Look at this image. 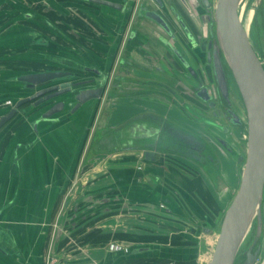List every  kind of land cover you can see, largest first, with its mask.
I'll use <instances>...</instances> for the list:
<instances>
[{"label": "crops", "instance_id": "crops-1", "mask_svg": "<svg viewBox=\"0 0 264 264\" xmlns=\"http://www.w3.org/2000/svg\"><path fill=\"white\" fill-rule=\"evenodd\" d=\"M109 1L121 3L124 8L119 10L92 0H0L1 118L7 115L19 100L37 91L30 89L28 81L24 79L29 74L49 71L69 72L70 80L73 81L77 78L92 76L85 71V66H92L94 62L106 60L109 47L113 45V40L119 35L122 25L128 20L130 2L134 0ZM169 1V4L175 8V14L180 15L183 23L191 31L193 30L195 35L201 27L206 31L205 9L202 10L203 7L197 3V0ZM137 3L138 0H136ZM146 20L148 19H143L145 26L139 27V39H143L145 33H149L146 53L152 57H150L151 62L156 63L158 67L135 72V75L170 85L180 90L186 98L190 95V91L185 89L179 79L178 74L181 72L179 62L165 45L166 42L171 43L173 39L161 28L153 27ZM172 24L171 26L174 27L175 23ZM153 28L155 31L152 30ZM101 65L102 63L99 64ZM67 78L64 76L61 80ZM38 87L42 89L45 86ZM142 88L141 85H132L130 88L121 89L129 93L133 90V94L117 101L116 115L111 116L109 123L116 124L137 112L148 109L161 113L175 122H177L176 119L180 120L181 113L179 114L168 99L156 94H140ZM154 88L159 87L154 86ZM8 101H11V104ZM51 104L52 102H48L34 108L26 104L16 116L0 127V264H113L115 259L112 258L106 246L107 241L112 239L111 229L103 232L100 239L99 233L91 235V241L92 236L98 237L91 246V260L84 261L81 257L66 259L61 256L62 240L56 254L53 258L51 256L50 238L53 233H57L53 230L52 224L59 218L62 206L67 199L70 182L78 173L83 158L86 157V147L97 134V125L102 115L101 106L94 98L75 113L68 115L70 108L66 106L63 111L44 118L43 114ZM136 152L140 153L141 150L122 152L118 161L108 165L109 174L115 168L134 167L135 164L128 161L127 157L137 154ZM216 152L219 155L220 172L213 177L214 181L204 167L206 162L192 161L170 154H161L157 162L167 159L176 173L180 168L185 171L190 170L193 177L190 173L189 176L191 179H197L200 185H187L186 189L198 203L197 197L204 200L207 194V197L212 199L210 205L213 207L211 214L205 211L206 215L216 214L218 217L221 211L217 213V209L227 204L228 199L231 200L237 185L240 184L242 169L231 157L223 156L222 151L216 149ZM168 173L171 174L170 170ZM129 177V182L134 181L132 174ZM141 180L146 182L149 176ZM178 180L179 178L176 179ZM181 181L183 177L178 182ZM109 184L106 183L102 187L108 186L106 188H109L108 191L112 194L113 190L110 189ZM137 186L145 190L143 185L124 186L129 188L128 191L132 194L128 204L136 207L133 211L143 210V206L146 207V204H149L145 195L135 193L134 189ZM182 186L185 187V185ZM102 187L88 189L85 195L89 197L86 199L84 196L81 199L96 205V212L91 216L92 222L93 220L99 222L100 216L104 215L101 212L107 213L112 207V202H103L102 207L92 202L93 195L98 196L97 191L99 192ZM169 189L174 201L170 202L163 195L158 201L167 208L172 207L173 214L168 212L167 214L179 221L182 219L180 214L181 216L184 214L182 210L184 204L176 191L174 192L170 187ZM187 203L199 217H193V219L197 223L198 220L205 223V219L190 202L187 201ZM78 206L82 207V202ZM177 214L179 217L176 216ZM214 216L210 219L214 220ZM83 218L85 217L82 216L80 219L79 215L74 219L77 221L76 224H80L75 230L76 233L85 228ZM107 221L108 226L115 227L114 221ZM215 221H217L216 218ZM160 243L154 244L166 245L162 241ZM169 246L178 248L174 245ZM191 257L188 260L194 258ZM147 259L139 258L118 264H149Z\"/></svg>", "mask_w": 264, "mask_h": 264}, {"label": "water", "instance_id": "water-1", "mask_svg": "<svg viewBox=\"0 0 264 264\" xmlns=\"http://www.w3.org/2000/svg\"><path fill=\"white\" fill-rule=\"evenodd\" d=\"M92 1L119 10L124 8L123 4L109 0ZM243 1L245 0H197V3L201 2L209 8L207 23H210L211 40H213V42L210 41V46L213 47L214 76L220 92L231 105L228 78L221 59L222 54L233 74L246 108L247 130L246 136L239 141L241 145L240 151L235 144L229 140L227 141L226 138L209 127V125H213L211 119L205 115L202 109L193 103H189L180 90L178 91L156 80L137 77L133 73L125 71L123 75H117L115 78V83L112 85L114 89L110 91L109 97L105 101V106L97 125V134L92 139V145L85 157L89 167L94 169L103 162L109 165L118 161V156L124 151H145L147 160L150 163L156 161L161 154H170L192 161L206 162L207 166L205 165L204 167L207 168V172L212 176L213 181V177L220 172L219 155H217L216 149L222 151L223 156H229L237 164H242L240 184L235 189L228 206L223 212L218 235L215 238V246H213L212 252L208 256L207 264H235L239 253L250 237L253 224L256 223L258 226L257 235L254 243L249 248L247 259L243 263L255 264L259 250L253 253L252 249L262 233V204L264 199V60L258 52L257 44L258 31L259 29L263 31L264 28V0H255V3H249L250 1L248 0L249 2L246 1L244 3L247 9H253L254 12L249 29L245 27L239 13ZM134 3L135 1L130 2L131 8L135 6ZM169 3V0H139L133 20L135 27L131 37H134L136 42L134 44L139 46L146 45L145 49H148L146 43H148L149 33H145L143 39H139L138 33L139 27L145 26L143 24V19L145 20V18L148 19L146 21L150 22L153 27L161 28L167 35H170L173 41L171 43L166 42L165 45L170 52L181 60L186 71H189V75L183 71L178 75L185 89L187 88L192 93L193 90L198 89L201 79L197 76L193 65L189 63L186 57V50L181 45L175 29L180 32L183 29L186 36L191 40H193L194 36L191 30L183 23L180 15L175 14L174 6ZM249 4H251V7H248ZM172 23H175L174 27L171 26L173 25ZM152 30L155 31L154 28ZM209 57H211V52ZM145 67L146 69L133 67V70L135 72L150 70L148 65ZM66 75H70V73L49 71L25 76L24 79L28 81L29 88L37 91L15 103L11 111L1 118L0 127L16 116L24 105L30 104L34 108L68 92L71 82H65L64 79L61 80ZM132 85L143 86L140 94H156L168 99L171 105L181 111L182 116L202 124V127H187L186 125L189 123L182 125L161 113L150 111V109L137 112L128 119L116 122V124L109 123L111 116L113 114L116 115L117 101L133 94V90L131 94L121 91V89L130 88ZM38 86L45 87L39 89ZM154 86L159 88H154ZM136 93H139V91ZM203 93L204 89L198 92V96L203 101H208L209 96L207 97ZM82 94L79 97L80 102L72 109L73 112L79 109L82 103L100 96V93L97 91L95 93L93 90H88ZM121 96L123 97L120 98ZM62 105L63 103L60 102L49 108L43 114V117H51L62 110ZM229 111L233 116H236L231 108ZM116 117L118 118V115ZM230 118L228 117L230 122L235 124V121ZM237 119L239 120V118ZM239 123L242 124V121ZM215 126L220 127L217 124ZM203 128H207V132ZM136 178L142 179L143 176H136ZM144 186L150 189L149 185ZM213 186L221 187L219 185ZM179 189L187 201L205 219V223L210 224L211 219L206 215L204 208L186 191L182 188ZM217 191L222 192V190ZM107 201H104V203H107ZM211 221L213 222V220ZM214 225L211 223V227ZM109 251L112 258L115 259L113 264L139 258L155 257L186 260L192 256H189L191 249L151 243L133 244L126 247L114 243L109 248ZM262 264H264V261Z\"/></svg>", "mask_w": 264, "mask_h": 264}, {"label": "flooded vegetation", "instance_id": "flooded-vegetation-1", "mask_svg": "<svg viewBox=\"0 0 264 264\" xmlns=\"http://www.w3.org/2000/svg\"><path fill=\"white\" fill-rule=\"evenodd\" d=\"M136 4V0H134ZM199 5H201L202 10L205 9L206 16L208 15L209 8L199 2ZM136 9L135 6L129 10V16L128 20L124 25H122V28L120 29L119 35L117 38L113 40V45L109 47V53L106 57L105 61H101L99 63H92V66H85V71L92 74V76H87L83 78H77L76 81L70 80V75H66L65 77H68L67 79H64L65 82H71L70 90L60 96H57L49 101H46L44 103L52 102L51 107L56 105L57 103H63V108L60 111H63L66 106H69L70 111L69 114L75 113L81 108H83L86 104H89L90 99L86 101L85 103H82V106L77 109L75 112L72 111V109L80 102L79 97L82 96L83 92H86L88 90H93L100 93L99 97H96L95 99L98 101V104L101 106V114L105 106V101L109 97L110 91L114 89L112 87L113 83H115V78L117 75H123L125 71H129L135 75L134 68L139 69H146V65L149 66V69L157 68L158 66L156 63H152L150 57L148 56V53H146L145 46L146 45H136L134 43V37H131V34L133 32V29L135 25L133 24V20L135 17ZM264 24V20H263ZM210 23H207L206 25V31L203 28H200V31H198V34L195 35V32L192 30L193 34V40L189 39L186 36V33L183 29H181L182 32L175 29L180 37V43L186 50V57L189 60V63L193 65L194 69L196 70L197 76L201 79V84L197 87V90H193L192 93L190 92V95H187L186 98L202 109L205 112V115L211 119L213 122V125H209L215 132L226 138V140L232 142L235 144V146L240 151V143L239 141L242 140L246 136V130H247V112L246 108L241 104L240 100H237L236 102L232 99V94H236V90L239 92L238 86L235 82V79L233 77V74L231 70L229 69L225 58L221 54V59L223 66L225 67L227 78H228V85H229V98L231 105L228 103L227 98H225L218 87V84L215 80L214 76V68H213V55L212 50L213 47L210 46L211 40V32H210ZM264 31V28H263ZM259 29L258 31V44L257 49L260 54V56L264 60V32ZM181 34V35H180ZM131 37V38H130ZM184 44V45H183ZM140 50H137V49ZM143 50V51H141ZM145 51V52H144ZM211 52V57H209V53ZM174 55V54H173ZM178 60V64L180 65L179 68H181V71L184 73H187L189 75V71H186L185 67L183 66L181 60L174 56ZM152 58V57H151ZM133 60V61H132ZM99 66V64H101ZM160 68V67H159ZM211 73V74H210ZM170 86V85H169ZM204 89V93L206 96H209L208 101H203L199 96L198 92ZM240 93V92H239ZM85 96V94H84ZM241 96V95H240ZM243 102V101H242ZM43 103V104H44ZM42 105V104H41ZM39 107V106H37ZM232 109L236 116H233L232 113H230L229 109ZM231 117L233 121H235V124L231 123L228 117ZM53 116V115H52ZM51 116V117H52ZM239 118V120L237 119ZM242 121V124L239 123ZM215 124H217L220 127H216ZM222 127V128H221ZM137 153V152H136ZM120 156V155H119ZM118 156V158H119ZM122 158V157H121ZM128 161H130L132 164H135L132 168H115L114 171H110V175L113 179V181L110 182L109 185H111L110 189L115 188L116 185L119 186V191L121 193L122 198H113L110 202L112 204L114 203H122L123 201L127 202L131 199V193H129V188H124V186L127 185H149L150 189L146 188L144 186L143 188L139 189V186L137 188L135 187V193L138 195H145L148 199L147 202L149 204H146L147 206H143V209L141 212L147 213L146 211L156 212V211H167L170 214H173L174 210L172 207H170L168 210L165 208L162 203L158 201L159 197L163 195L164 198L172 202L173 198L171 196V189L173 191H176V194L179 196L180 200L184 204L182 207L183 215L182 219H186L185 214H188L192 217H197V215L194 213V211L191 209L189 204L187 203V199L184 197V195L181 193L179 188H182L184 191H186L189 195L188 189H186L187 185H195L199 184L200 182L197 179H191L193 177V174L191 175V171H185L184 169L180 168L176 171H174L173 167L171 168L170 163L167 159L159 160L156 159V161H151L153 163L148 162L147 160V153L145 151H141L140 153H137L135 155H131L127 157ZM167 163H166V162ZM240 167H242V164H239ZM182 169V170H181ZM170 170L171 174L168 173ZM188 172V173H187ZM190 173V176H189ZM132 174V178L134 181L129 182V176ZM136 176H149V180L144 182L140 181L141 178H136ZM180 183L178 182L180 179H182ZM176 181V179H178ZM119 179V182L117 181ZM193 180V181H192ZM130 183V184H129ZM132 183V184H131ZM124 185V186H123ZM152 187H151V186ZM182 185H185L182 186ZM177 186V187H176ZM185 188V189H184ZM188 188V187H187ZM149 191V192H148ZM124 192V193H123ZM88 197V196H87ZM86 197V199H87ZM206 198L204 200L197 197L199 203L202 205V207L205 209V211L209 212L211 214L212 207L210 203H212V199L210 197H207V194L205 196ZM85 199V201H86ZM96 199V198H95ZM93 199V203L97 202L98 200ZM85 201H82L83 206L88 205ZM120 201V202H119ZM174 201V200H173ZM158 203V204H157ZM263 213H262V233L260 235V238L258 239L257 243L253 246L252 252L255 253L257 250H259L257 259L255 264H262L264 261V199H263ZM77 207L79 208L78 204ZM132 210V209H131ZM179 217V215H176ZM210 216V215H208ZM211 215L210 217L212 218ZM151 219L158 221V216L151 214ZM199 218V217H197ZM215 218L217 219V216H214L213 222L210 220V224H208L209 227H211V223L215 224ZM187 220H190L187 218ZM196 226V225H195ZM198 226V224H197ZM257 224L254 223L253 227L250 232V237L245 244V246L242 248L241 252L239 253L236 263L235 264H243L244 261L247 259V253L249 251V248L254 243L255 237L257 235ZM204 231V230H203ZM124 237V236H122ZM123 239V238H122ZM114 243H118L120 245L124 244L117 240H110L107 241L106 246L109 249ZM126 247V246H125Z\"/></svg>", "mask_w": 264, "mask_h": 264}, {"label": "rangeland", "instance_id": "rangeland-1", "mask_svg": "<svg viewBox=\"0 0 264 264\" xmlns=\"http://www.w3.org/2000/svg\"><path fill=\"white\" fill-rule=\"evenodd\" d=\"M246 1L248 0L243 1V3L241 4L239 13L245 27L249 29L254 12L253 9L246 8L244 4ZM249 1V3H255V0ZM248 7H251V4H249ZM235 90L236 94H232V99L234 102L240 100L243 106L240 93L236 88ZM122 97L123 96H121L120 98ZM188 102L191 103L189 100ZM175 108L178 109L177 107ZM180 112L181 111L179 110V114ZM179 116L180 120H176L182 125L189 123L188 125H186L187 127H202V124L194 122L190 118L188 119L186 117V119L181 114ZM204 131L207 132V128H205ZM91 141L92 139L86 147V155L88 149L92 145ZM83 159V162L78 168V173L74 175L73 179L70 182L67 191V199L62 206L59 218L52 224L53 230L57 231L56 234L53 233L54 236L52 234L53 238H50L49 243L52 258L53 255L56 254L57 247H59L60 244V240H62L63 242L60 245L62 254L61 256L66 257V259L71 257H81L84 261L91 260V246L93 245V241L98 239V237L92 236L93 239L91 241V235H97L96 233H99L100 239L103 235V232H108V230L111 229L112 239H110L117 240L120 243L122 242L124 246L133 244H154L156 242L161 244L160 242L162 241L166 245H174L178 246V248L185 247L186 249H191L192 251H189V256L192 255V257H194L192 260L186 259L183 261L160 257L148 258L147 262L149 264L152 262H161L163 264H207L209 259L208 256H210L213 246H215V238L218 235V228L221 223V217L226 207L228 206L230 199H228L227 204L225 203L217 209V213L218 211L221 212L217 217V221L213 227H209L207 223H202L199 220L197 223L193 219V217L189 216L188 214H185V220L181 219L178 221L169 216L167 214V211L165 210H159L156 212L146 211L147 213L141 212V209L140 211H133V209H135L136 207L132 204L129 205L128 201L112 204L109 212H101V214L104 215L100 216L101 220L99 222H96L95 220H93L92 222L91 216L94 212H96V205L88 203V205H84L78 208L77 204H80V202H82V197H86L85 193L88 189L98 186L102 187V185L110 183L111 181H113V179L109 174L108 165L106 162H103L99 167H95L94 169H92L87 164L86 158L84 157ZM117 181L119 182V179ZM106 187L100 188L101 190H99V192L97 191L98 196L93 195V199L96 198L95 200H98L96 203H98L101 207L103 206L102 203L106 200H108L107 202H110L113 198H122L118 185H116L115 188L111 189L113 190L112 194L109 193V188L107 189ZM106 210L107 207L105 208V211ZM151 214L157 215L159 217L158 221L151 219ZM79 215L80 219L82 216L85 217L83 218L85 219V228L79 230V233H76L75 230L80 224H76L77 221H75L74 219ZM214 215L216 216V214ZM187 218H189L190 220H187ZM107 220L114 221L115 227L108 226ZM91 232L95 234H91ZM75 251L77 253L73 254V252Z\"/></svg>", "mask_w": 264, "mask_h": 264}, {"label": "built area", "instance_id": "built-area-1", "mask_svg": "<svg viewBox=\"0 0 264 264\" xmlns=\"http://www.w3.org/2000/svg\"><path fill=\"white\" fill-rule=\"evenodd\" d=\"M9 104H11V101H8ZM0 121H1V117H0Z\"/></svg>", "mask_w": 264, "mask_h": 264}]
</instances>
